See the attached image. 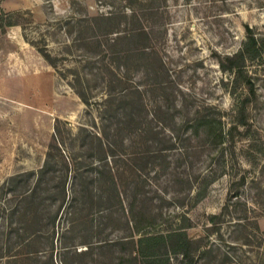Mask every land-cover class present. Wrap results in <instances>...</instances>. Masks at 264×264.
I'll use <instances>...</instances> for the list:
<instances>
[{
  "label": "rangeland",
  "instance_id": "rangeland-1",
  "mask_svg": "<svg viewBox=\"0 0 264 264\" xmlns=\"http://www.w3.org/2000/svg\"><path fill=\"white\" fill-rule=\"evenodd\" d=\"M1 7L19 23L0 30V264H148L137 239L180 225L194 264H264V52L240 71L232 58L248 27L264 38V0ZM48 150L52 175L65 154L88 183L69 170L55 230L59 198L26 202L33 173L18 176Z\"/></svg>",
  "mask_w": 264,
  "mask_h": 264
},
{
  "label": "trees",
  "instance_id": "trees-1",
  "mask_svg": "<svg viewBox=\"0 0 264 264\" xmlns=\"http://www.w3.org/2000/svg\"><path fill=\"white\" fill-rule=\"evenodd\" d=\"M16 12L6 11L4 8L1 7V0H0V30L6 31L7 27L12 26L14 24H18L19 20L15 18ZM132 15L137 17V14L132 11ZM115 16V15H114ZM113 13L110 15H101L98 18L101 19H111L113 18ZM142 29L140 33H144ZM129 34V33H128ZM125 34L124 36L128 35ZM120 37V36H119ZM99 46L102 45V42H97ZM42 55L45 57L46 60L52 65L55 66V62L51 57V54L46 51L45 49H39ZM264 52V38L258 37L250 27H248V33H247V39L244 41L242 47L234 54L232 57L233 59H238V70L240 71L243 66L245 65V62L247 59H254L258 56H260ZM127 87H125L126 89ZM139 91V90H137ZM125 92V91H124ZM79 95L81 96L82 100L86 103H89V98L86 96L84 91L79 90ZM140 93V91H139ZM142 104V103H141ZM216 120V118L208 119L209 122H212L213 120ZM218 124L215 126L217 127V133L215 134L217 136H224V129L220 124V120H218ZM212 126V125H211ZM57 127V125L55 126ZM213 132V131H212ZM92 133V132H91ZM95 134L99 141V150L101 152L104 151V146L107 145V141H105L102 136L99 133H92ZM55 142L57 146L62 144L61 139L57 135V129L55 133ZM54 143V144H55ZM53 146L50 144V147ZM63 154V153H62ZM52 153L50 150L47 151L46 158L43 162V165L39 167L36 171H26L22 173H18V176L22 175H30L33 173V185L30 189L27 190L26 193L23 194V199H25L26 202L33 203L35 198H37L40 193L43 191V189H46L45 198L54 197L55 199L59 198V204L55 207L54 213L50 215V221L53 225V229L55 230L56 221L58 219V216L62 210V207L65 203L69 202L70 195L67 191V184L69 183V180L71 176L69 175V170L74 171V178L77 176V174H80L81 176V183L83 184V187L80 188L83 192L85 190H88V183L85 181V175L79 171V167H75L73 169V163L71 159L69 158V155L63 154V165L62 168L63 171L59 175H52L51 169H55V164L51 163ZM105 159L108 160V155H106ZM108 162H106L107 164ZM112 168V167H111ZM109 172L110 169L108 170ZM17 176H13L10 179H15ZM73 177V175H72ZM56 180V182H52V180ZM113 181V179L111 180ZM50 183V184H49ZM49 184V187L47 186ZM52 190L51 194L49 193ZM200 194H202L200 192ZM75 196V194H73ZM77 198V195L74 197ZM54 202H57L55 200ZM67 205V204H66ZM73 206V205H72ZM29 209H31V205H27L24 208V214L29 215ZM15 212V211H12ZM216 214L212 215L210 218L212 221L215 220ZM187 218V217H186ZM40 217L37 219L40 221ZM185 226L188 225H180L179 227L168 230L165 232H158V233H151V232H145L142 236H140L137 239V246L135 245L134 250L141 254L142 256L149 257L148 264H172L171 258L173 256L180 257L181 261L179 264H194V255L193 252L198 247L196 240H193L191 237L188 236L186 232ZM195 243V246H194ZM147 261V260H146Z\"/></svg>",
  "mask_w": 264,
  "mask_h": 264
},
{
  "label": "water",
  "instance_id": "water-1",
  "mask_svg": "<svg viewBox=\"0 0 264 264\" xmlns=\"http://www.w3.org/2000/svg\"><path fill=\"white\" fill-rule=\"evenodd\" d=\"M6 105H7V102L2 100V99H0V106H6Z\"/></svg>",
  "mask_w": 264,
  "mask_h": 264
},
{
  "label": "crops",
  "instance_id": "crops-1",
  "mask_svg": "<svg viewBox=\"0 0 264 264\" xmlns=\"http://www.w3.org/2000/svg\"><path fill=\"white\" fill-rule=\"evenodd\" d=\"M43 91V90H42ZM52 91V90H51ZM45 92H47V94H51L50 91H49V88L48 89H45Z\"/></svg>",
  "mask_w": 264,
  "mask_h": 264
}]
</instances>
